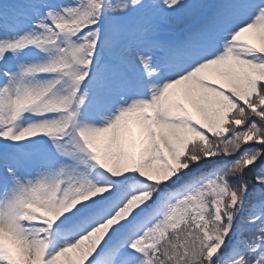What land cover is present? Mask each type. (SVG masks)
<instances>
[{"label":"snow or ice","instance_id":"6c2138e0","mask_svg":"<svg viewBox=\"0 0 264 264\" xmlns=\"http://www.w3.org/2000/svg\"><path fill=\"white\" fill-rule=\"evenodd\" d=\"M0 264H264V0H0Z\"/></svg>","mask_w":264,"mask_h":264}]
</instances>
